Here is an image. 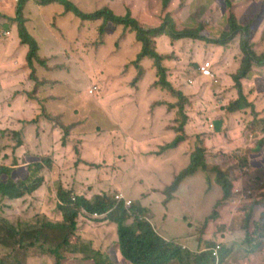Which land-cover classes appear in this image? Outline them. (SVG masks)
<instances>
[{"label": "rangeland", "instance_id": "rangeland-1", "mask_svg": "<svg viewBox=\"0 0 264 264\" xmlns=\"http://www.w3.org/2000/svg\"><path fill=\"white\" fill-rule=\"evenodd\" d=\"M32 1L24 3L23 17L27 31L33 36L37 4ZM67 1L85 13L108 9L114 16L127 14L135 24L139 23L145 28L161 27L168 15L175 29L192 27L200 28V32L196 38L176 41L166 35L151 39L152 47L163 59L165 78L170 84L169 89H162L155 85L158 76L151 60L143 58L138 62L141 72L133 64L142 48L133 32L115 23L105 22L100 34L98 21H80L70 13H64L63 6L51 5L41 9L49 33L39 34L38 55L46 62L44 66L41 61L33 62L30 76L43 75L50 80L41 78L40 82L36 81L35 89L29 92L33 93L32 97L26 93L37 105V112L33 113L31 119L17 117L14 120L13 115H8L11 120L6 123V118L0 116V125L6 127L0 131V165L12 168L15 180H24L28 176V166L49 158L40 172V176L46 174L47 182L36 195L27 194L28 197L25 195L14 205L7 198L0 199V219L12 224L19 219L35 221L37 215H46L53 222L60 220L56 208L60 188L69 192L72 198L80 196L89 201L102 193L111 196L120 194L131 202L130 205L137 204L144 208L145 182L155 181L154 175L163 181L173 179L174 173H170V170L175 169L178 174L188 166L190 155L201 148L207 169L189 176L191 178L183 194L187 198H195H190L188 204L200 201L208 205L205 208L200 204L206 213L192 215L188 204L182 207L180 198L174 197L175 191L170 195L165 194L164 190L170 182L164 185L160 181L159 194L154 192L147 195L153 198V205L148 207L150 211L144 208V218L165 240L173 241L187 250V261L194 254L192 249H196L197 243L204 240L213 248L220 245L223 251L230 245L234 256L229 257L234 263L244 254V247L247 252L260 249L261 232L250 224H264V76L255 74L257 71L264 73V70H260L264 68V60L263 66L255 62L252 64L257 69L251 68L253 74L247 78L262 79L251 85L242 83L246 106L229 112V104L238 98L231 80L235 72L237 45L232 38L226 39L221 33L226 26V15L233 11L238 23L248 22L252 34L258 30L254 44L259 48L255 47V52L257 56L264 54V0H252L247 8H242V0H228L229 7H225V0ZM15 9L5 7L0 11L13 14ZM215 18L220 19L216 25L213 22ZM10 23L14 22L0 15V33ZM2 37L6 38V35ZM17 39V35L12 33L11 40L5 41L9 48L7 53H0V84L11 81L12 75L19 71V56L24 46L18 48L17 56L4 62L17 49ZM218 39H221L220 44L215 43ZM230 42L232 44H227ZM143 52H146L144 44ZM223 54H229L232 61L226 70L222 69ZM239 55L243 60L240 48ZM207 59L213 62L217 80L214 83L198 74V66ZM188 79L192 80V84L187 83ZM93 85L98 87V92ZM42 86L49 88V91L41 90ZM59 95L69 102L65 104L69 105V110L63 114H55L52 107L53 96ZM70 112H78L80 116L77 127ZM51 116L53 119H48ZM16 122L19 125H14ZM42 124L49 125L53 130L58 127L61 130L60 147L70 142L71 151H65L59 159L41 151L35 152L34 135ZM162 124L164 128L161 132ZM60 125L65 128L61 129L63 127ZM180 125H183L185 140L171 150L161 151L177 136L176 129ZM23 129L28 130L26 137ZM66 133L68 135L64 141L63 135ZM53 139V148L60 149L55 137ZM154 143L161 146L148 153L147 159L154 161L143 159V150H152ZM159 154L171 155L157 163L156 156ZM167 163L173 164L171 169H165ZM212 168H218L226 175L233 197L234 191L242 195L234 204L229 202L230 198L221 210L220 207L216 208L227 199L220 202L222 189L215 181L216 172L211 171ZM247 191L255 196L250 200L251 205L257 204L255 215H250L246 205L243 206ZM201 195L207 196L202 199ZM37 197L41 199L36 201ZM32 201H36L37 205L46 203L43 209L45 215L31 209ZM235 208L249 214L246 219L250 224H241L243 214L239 210L228 214L229 210ZM169 209L171 215H168ZM252 217H255V222L251 220ZM75 221V233L80 235L84 251L73 255L63 264H130L119 253L116 224L103 215L93 218L85 211L80 212ZM131 222L132 218L126 220L125 225ZM252 231L254 233H249ZM225 235L229 236L227 244L222 238ZM246 235L248 240H245ZM242 236L244 239H241ZM76 241H79L77 236L73 242ZM10 252L0 246V259ZM25 263L56 264L49 253L38 246L26 252ZM260 264H264V260Z\"/></svg>", "mask_w": 264, "mask_h": 264}, {"label": "trees", "instance_id": "trees-1", "mask_svg": "<svg viewBox=\"0 0 264 264\" xmlns=\"http://www.w3.org/2000/svg\"><path fill=\"white\" fill-rule=\"evenodd\" d=\"M26 1L27 0H18L16 15L13 18H9V20L16 23L17 35L20 43L26 45L28 48L27 63L31 68L33 59L37 62L41 60L37 58L38 47L36 46L33 36L27 31L25 19L22 17V8ZM41 1L44 3L52 2V4L53 2H57L55 4L63 6L64 11L66 10L68 13H71L80 21H90V23L93 21H100L98 27L100 34L103 31L105 22L115 23L116 26L133 32L135 34V40L142 44V48L136 55L133 64L139 72H141V67L138 62L143 58L151 60L153 66L157 70L158 76L155 85L162 89H169L170 84L165 78V68L162 66L163 59L155 52L152 47L151 39L159 35H166L171 40L176 41L183 38H196L200 32V28L194 29L192 27L175 29L174 22L168 15L166 16L167 21H165L161 27L145 28L139 23L135 24L129 15L114 16L108 9L85 13L78 9L73 3H68L67 0ZM229 5V1L225 0V7H229ZM231 13L232 14L226 15L225 17L226 30H223L221 36L226 37V39H231L239 34L241 37L240 51L243 55V60L241 59L239 68L231 76L233 87L238 94L237 100L230 103L228 107V111L233 113L246 106L242 83L250 84L258 79H262L252 77L250 80H247V78L253 74L251 68H256L255 65H252L254 62L259 66H263L264 54L257 56L255 50L259 47L254 44L255 39L248 22L246 24H243V21L238 23L235 13ZM220 42L221 39L215 40L216 44H220ZM143 44L146 47V52H143ZM255 47L257 48L255 49ZM41 63L42 66H44V62L41 61ZM260 70H264V68ZM255 74L264 76V73L261 71H257ZM177 94L180 96L179 92H177ZM48 119H53V116ZM60 126L63 127L61 129L65 128L62 125ZM176 132L178 133L177 136L170 143L163 146L161 151L173 149L177 144L185 140L183 125H180L176 129ZM65 135H67V133ZM65 135H63L64 141ZM156 146L160 147V145ZM45 161L48 162L49 159H43L40 162L28 166V176L24 180H15L12 176L13 169L5 165H0V199H18L38 189L42 184V177L39 173L46 166ZM206 169L207 165L204 159V151L201 148H197L194 153L190 155L188 166L176 174L170 185L165 188V194L170 195L172 192L176 191L185 178L194 175L198 170L206 171ZM211 171L216 172V178L214 176L215 181L222 189L220 202L222 203L226 199L229 200L233 193H231L230 181L218 168H212ZM254 197L255 196H253V198ZM57 199V210L63 217L62 223H53L44 216H36L35 221L19 219L15 221L14 224L0 219V246L11 251L9 255L0 259V264H26V252L28 253L31 248L36 246L40 248L43 247L44 250L54 258L56 264H61L66 253H75L77 251V248H75L76 244L71 242V238L76 229L75 218L80 211H85L88 214L96 213L101 216L103 215L106 219L116 224L119 253L130 264H172L175 262L179 264H221L226 260L227 256L229 257L230 250L223 251V249H221V251L218 250V256L215 258L212 256V251H210L212 246L209 245L207 250L191 254L189 261H187V250L175 244L173 241H168L161 237L153 226L144 218V208H141L137 204L125 206L123 201L117 202L114 200V196L109 194L102 193L96 196L92 201L80 196L74 197V200H72V197L69 196V192L60 188ZM219 207L220 206L216 209H219ZM249 212L250 215H255L254 205H251V210ZM246 215L249 214L246 213L243 215L241 223L247 222L250 224L246 219ZM130 218H132V222L129 225H125L126 220ZM253 221L255 222V220ZM256 224L258 223L256 222ZM55 225L67 227L66 232L62 233L58 231ZM257 227L261 229L264 235V230L260 225H254L253 228L259 231ZM249 233H254V231ZM247 235L245 240H248Z\"/></svg>", "mask_w": 264, "mask_h": 264}, {"label": "crops", "instance_id": "crops-1", "mask_svg": "<svg viewBox=\"0 0 264 264\" xmlns=\"http://www.w3.org/2000/svg\"><path fill=\"white\" fill-rule=\"evenodd\" d=\"M27 1H29V0H27ZM31 2H33V1L31 0ZM34 2L37 4V10H36V16H35L34 25H33V27H35V34L33 35V39L36 42V46L38 47V45H39V42H38L39 34H41V33H49V28L47 26V20L42 15L41 9L44 10V9H47L48 7H51V5H59V4H55L57 2H53V4H52V2H50L51 4L50 3H44L42 1L36 2L35 0H34ZM252 2H253L252 0H242L241 1V6H242V8H247L248 5L251 4ZM16 3H17V0H8L7 2L5 0H0V8H5V7L13 8V7L16 6ZM59 6H61V5H59ZM62 11L64 13H68L66 10L64 11V9H62ZM212 13L214 14L215 11L211 12V14ZM0 15L1 16H5L6 18H13L14 15H15V10L13 11V14H7V13H5L4 10H2V11H0ZM134 19H136V18H134ZM218 20H220V19H218V18L214 19V21H213L214 25H216ZM92 23H95V21H93ZM246 23H247V21H243V24H246ZM11 24H14V23L8 24L7 28L3 29L1 31V33H0L1 34V37H0V53H2V54L3 53H7L8 49H9L8 46L6 45L5 41L6 40H11V34L12 33L17 35V26L16 25H11ZM99 24H100V21H98V25ZM223 30H226V27H224ZM257 34H258V30L256 29L255 32L253 33V37H254L255 40H257ZM2 35H6V38H3ZM17 38H18V35H17ZM240 39H241V37H240L239 34L232 38V41L235 42V44L237 45V53H236V56H235L236 64H235V67L233 68V71H235V72L239 68L240 62H241L240 55H239ZM231 42L227 43V44H232ZM22 46H24L25 49H22V54L19 56V58H21V60H20V68L17 69L19 71L12 75V80L11 81H7L5 83H1L0 84V116L2 115L3 118H6V123H8V121L11 120L8 117V115H13L14 120H16L17 117H23V118H28V119L32 118L31 116L33 115V113L35 114L37 112V105H36L34 100L29 99L26 96V93H28L32 97L33 93H29V92H31L32 90L35 89V82L36 81L40 82L41 78H45V79L47 78V77H45L43 75H41V76L35 75V77L30 76V71L33 68V62H37V61L33 59L32 62H31V68L29 67V65L27 63L28 48H27V46L21 44L18 39H17V49L13 50L9 54V58L7 57V58L4 59V62H6V61L14 58L15 56H17L18 48H20ZM222 57H223V61H224V67L222 69L226 70L229 67V65L232 63V61H231V58H230L229 54H226V55L223 54ZM37 58L39 60H41L42 62H44V65H45L46 60L44 58H41L38 55V50H37ZM204 61L211 62L208 59L207 60H203V62ZM13 63L16 64V62H13ZM18 64L19 63H17V65ZM8 65H10V64H8ZM17 65H16V67H17ZM8 74L10 75V72ZM47 79L50 80L49 78H47ZM0 82H1V76H0ZM92 87H96L97 88L96 92L99 91V89H98V87L96 85H93ZM44 89L49 91V88H47L46 86H42L41 90H44ZM52 101H53L54 104H52ZM52 101H51V104H52V107H53V110H54L55 114H63V113H65V110H69V105H67V106L65 105V104H69V102H68V100L66 98H63L62 95L53 96ZM70 113L73 115V117H74L73 118V122L76 124V127H77L78 126V122L81 121L80 116H79L78 112L75 113V114L72 113V112H70ZM49 123L52 126V123L50 121H49ZM14 125L17 126V125H19V123L16 122ZM4 128H6V127L0 125V131L3 130ZM56 128H57L56 130H53V129H51L49 127V125L45 126V125L42 124V126H40V129L34 135L33 147L35 149V152H40L41 151V152L46 153V154H51L54 158L59 159L61 154H65V151H67V153H69L71 151L72 146H71L70 142H68L67 145H65V143H63V145L60 147L61 144H60V141H59V137L61 135V130H59L58 127H56ZM163 128L164 127H163V124H162V126L160 127L161 132H162ZM22 131L25 133L24 136L26 137L27 136L26 134L28 133V130L23 129ZM67 135H68V133H67ZM67 135H65L64 137L66 138ZM53 137H55V141H57L59 143V148L61 150L53 148V146H52V143L54 141ZM156 145H159V143H154L152 150H146V151L143 150V159H145L147 161L153 160L152 158L147 159V157H148V153L150 151L155 150V146ZM75 152L78 153L77 150ZM167 155H171V154H166V155L159 154V155H157L156 156L157 163L163 162L165 160V158L168 157ZM6 165H8V164H6ZM167 165H168V167L165 168L166 170L171 169V166H173V164H168V163H167ZM170 171H171L170 173H174V176L176 175L177 171L175 169L173 171L171 169ZM41 176L44 177L43 183L38 189H36L34 191V193H33L34 195H36L38 193V191H40L43 187H45V184L47 182L46 174L43 173ZM193 176H191V177H193ZM154 177H155V181L148 182V180H147L145 182L147 184V187H146V192H143V207L145 209H147L148 211H150V208L153 205V202H152L153 198H150L147 195L148 194H154V192L157 193L158 190H161V187L158 186V184H160V181H162L163 184L165 185L167 182L171 183L172 180H173V179L169 178L168 181H163V180L157 178L156 175H154ZM191 177L185 178L180 183V185L178 187L179 189L174 192L175 194H173L174 197H179L180 198L182 207H184L185 204H188V201L190 200V198L195 200L194 197H190V198L188 197L187 198V196H185V194H183V190H185L187 188V181ZM240 193L241 192L234 191V197H233V193H232V196H231V199L229 200V202L234 204L235 201L239 200V197L242 198V195H240ZM157 194H159V193H157ZM206 196L201 195L200 197L202 199H204ZM249 196H251V198H249ZM25 197H28V195H26ZM21 198L12 199L10 201L14 205V204H16L14 202H17ZM244 198H246V200L244 201L245 203L243 202L244 203L243 206L246 205L245 206L246 209L248 211H250L251 210L250 200L253 199V196H252L251 192L247 191ZM40 199H41L40 197H37L36 201H38ZM42 199L46 200L45 197H43ZM36 201H32L31 202V205H32L31 209H35L36 213H44L43 209H44L46 203H43L41 205H37ZM183 201H185V203H183ZM227 201L222 203V205L220 206V210L223 207L224 203H226ZM173 203L174 202L171 203V207H172ZM200 204L203 207H205V208L208 207V205L205 206L200 201L198 203H195V201H194V203L188 204L189 210L193 211L192 215H196V214H199V213H206V211L201 207ZM254 206L257 208V204H255ZM148 207H150V208H148ZM236 210H239L244 215L242 209H240V208H235L233 210H229L228 214L229 213H234V211H236ZM168 215H171L170 209H169ZM251 220L253 221V220H255V218H252ZM168 221H169V218H167V222ZM256 225H259V224H256ZM251 226L254 227V225H251ZM260 226L264 230V224L260 225ZM239 228H241V227H239ZM257 229L261 232V235H259L260 238H261V242H260L261 243V247H260V249H257L256 251H248L247 252L245 250V247H244L243 248L244 254L241 257L238 258L236 263H234L233 262L234 260L231 259L230 257L228 259H226L224 262H230L232 264H260L261 260H264V250H263L264 235L262 234V231H261V229L259 227H257ZM161 237H163V236H161ZM222 238L225 239V244H227L229 236L225 235V236H222ZM241 239H244V237L242 236ZM207 245H208V242H206L205 240L203 242L197 243V246H196V249H198L197 252H201V251L207 250V248H208ZM228 247L230 248V245ZM196 249H192V251L195 253ZM229 254H230V256H234L232 249H231ZM224 262L221 263V264H224Z\"/></svg>", "mask_w": 264, "mask_h": 264}, {"label": "clouds", "instance_id": "clouds-1", "mask_svg": "<svg viewBox=\"0 0 264 264\" xmlns=\"http://www.w3.org/2000/svg\"><path fill=\"white\" fill-rule=\"evenodd\" d=\"M27 2V1H26ZM25 2V3H26ZM17 3H18V0H17ZM17 3H16V6L15 7H17ZM23 7H24V5H23ZM15 15H16V9H15ZM15 15H14V17H15ZM22 17H23V8H22ZM24 18V17H23ZM25 19V18H24ZM26 46V45H25ZM204 62H209V61H204ZM204 62H202V63H204ZM201 63V64H202ZM210 64H211V70H212V73L214 74V79L216 80V75H215V73H214V71H213V66H212V63L211 62H209ZM199 67V66H198ZM155 68V67H154ZM200 76V75H199ZM202 78V77H201ZM204 79H206V78H204ZM232 79V78H231ZM189 80V79H188ZM187 80V81H188ZM191 80V79H190ZM208 80V79H207ZM217 81V80H216ZM215 81V82H216ZM211 82V81H210ZM188 83V82H187ZM211 83H214V82H211ZM168 150H171V149H168ZM162 151H164V150H162ZM41 161V160H40ZM40 161H38V162H40ZM35 163H37V162H35ZM8 167V166H7ZM41 172V171H40ZM39 175H40V173H39ZM42 183H43V179H42ZM42 185V184H41ZM32 193H34V192H32ZM31 193V194H32ZM27 195V194H26ZM25 196V195H24ZM23 196V197H24ZM22 197V198H23ZM56 198H57V196H56ZM9 200H12V199H9ZM72 200H74V198H72ZM56 208H57V205H56ZM57 212L60 214V216H61V213L57 210ZM80 212H82V211H80ZM79 212V213H80ZM78 213V214H79ZM39 214H44V213H39ZM45 215V214H44ZM91 217H93V218H95V217H99V216H101V215H98V214H96V213H93V214H89ZM37 216H40V215H37ZM46 216V215H45ZM44 216V217H45ZM105 217V216H104ZM49 218V217H48ZM47 218V219H48ZM49 220L51 221V222H53L50 218H49ZM63 222V217L61 216V219L60 220H57V221H55V222H53V223H62ZM75 223H76V221H75ZM55 228L58 230V231H60V232H62V233H64V232H66V230H67V227H65V226H63V225H55ZM75 232H77V224H76V229H75V231H74V233ZM79 237V241H76V242H73V240L75 239V237ZM80 240H81V237H80V235H77L76 233L75 234H73V237L71 238V242L74 244H76V247L75 248H77V251L75 252V253H66L65 255H64V260L61 262V264H63V262H65L66 260H70V258L73 256V255H75V254H77V253H79L80 251H84V243L83 244H81L80 243ZM207 247H209V243H208V246ZM221 249V246L220 245H216L214 248H213V246H212V248L210 249V251H212V256H214L215 258H217V256H218V250H220ZM226 250L228 251V250H230L231 251V248H229V247H226ZM51 256V255H50ZM229 256H230V254H229ZM52 257V256H51ZM53 258V257H52ZM54 259V258H53Z\"/></svg>", "mask_w": 264, "mask_h": 264}, {"label": "built area", "instance_id": "built-area-1", "mask_svg": "<svg viewBox=\"0 0 264 264\" xmlns=\"http://www.w3.org/2000/svg\"><path fill=\"white\" fill-rule=\"evenodd\" d=\"M198 74L200 75V77L206 78V79H208L211 82H215L216 81L214 79V74L212 73L211 64L209 62H204V63L199 65ZM187 82H188V84H192V80H190V79ZM114 200L117 201V202L123 201L125 206H129L130 203H131L130 201L125 200L124 197L122 195H120V194L114 195Z\"/></svg>", "mask_w": 264, "mask_h": 264}]
</instances>
